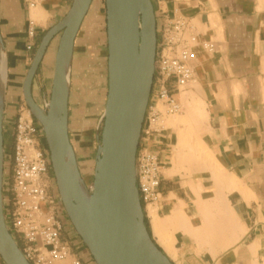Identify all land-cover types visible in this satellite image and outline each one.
Masks as SVG:
<instances>
[{
    "label": "crops",
    "instance_id": "obj_1",
    "mask_svg": "<svg viewBox=\"0 0 264 264\" xmlns=\"http://www.w3.org/2000/svg\"><path fill=\"white\" fill-rule=\"evenodd\" d=\"M152 1L157 56L162 34L175 19H184L198 42L192 45L194 79L175 93L181 111L165 116L158 133L141 134L138 153L157 151L163 163L159 200L143 205L150 234L174 264H264V0ZM72 2L41 0L29 7L28 0H0L5 150L25 105L23 82L39 43ZM39 7L47 14L43 20L33 15ZM103 7L102 0H93L71 64L69 134L81 173L83 166L94 174L105 108L99 104H106L108 94ZM30 19L38 31L32 51L27 50ZM57 44L50 43L34 79L35 99L41 74L51 92ZM60 213L63 239L84 264H96Z\"/></svg>",
    "mask_w": 264,
    "mask_h": 264
},
{
    "label": "water",
    "instance_id": "obj_2",
    "mask_svg": "<svg viewBox=\"0 0 264 264\" xmlns=\"http://www.w3.org/2000/svg\"><path fill=\"white\" fill-rule=\"evenodd\" d=\"M93 0H73L42 37L23 82V96L42 126L65 213L96 264H174L157 246L145 221L136 159L157 57L152 0H105L108 94L92 185L80 171L69 134L71 64L75 40ZM60 35L50 97L41 106L33 82L50 43ZM4 42L0 30V59ZM5 84L0 90V257L30 264L10 232L3 206Z\"/></svg>",
    "mask_w": 264,
    "mask_h": 264
},
{
    "label": "built area",
    "instance_id": "obj_3",
    "mask_svg": "<svg viewBox=\"0 0 264 264\" xmlns=\"http://www.w3.org/2000/svg\"><path fill=\"white\" fill-rule=\"evenodd\" d=\"M40 1L28 0V5L35 7ZM37 33L35 20L30 19L28 51L36 46ZM197 42V37L188 33V24L182 18L175 19L163 32L156 57L152 102L142 129L145 136L158 133L165 116L181 111L175 93L194 79L192 45ZM203 46L213 48L208 42ZM12 135V144L4 150L3 177V206L10 232L30 264H84L73 252L72 243L63 239L65 224L60 215L63 207L51 174L50 152L43 142V128L26 103L15 120ZM162 166L157 151L145 149L137 153V187L142 205L159 200Z\"/></svg>",
    "mask_w": 264,
    "mask_h": 264
},
{
    "label": "rangeland",
    "instance_id": "obj_4",
    "mask_svg": "<svg viewBox=\"0 0 264 264\" xmlns=\"http://www.w3.org/2000/svg\"><path fill=\"white\" fill-rule=\"evenodd\" d=\"M102 3H103V11H102V14H101V17H102V22H103V27H105V26H107L106 25V23H105V21H106V7H105V0H102ZM106 28V27H105ZM106 31V30H105ZM59 38H60V35H58L55 39H54V41L55 42H58L59 43ZM58 45V44H57ZM37 82H36V86H34V93H35V95H36V101L42 106V105H44L47 101H48V99H49V97H50V93H48L47 91H46V89H44V85H43V81H42V74H41V76H39L38 78H37V80H36ZM99 105H101V106H103V107H105V103L103 102V103H101V104H99ZM103 127V123H102V126H100V130H101V128ZM100 134H101V132H100ZM75 141V140H74ZM43 142L45 143V144H47V142H46V139L44 138L43 139ZM48 146V145H47ZM73 147H74V145H73ZM8 164H10V162L8 163ZM81 169H82V176H83V178H84V180H85V182L89 185V186H91L92 185V182H93V178H94V176H93V173H91V172H88L83 166L81 167ZM51 170H52V168H51ZM51 174H52V176H53V179H54V172H53V170L51 171ZM54 185H55V190H57V186H56V183H55V179H54ZM59 193V192H58ZM62 207H63V204H62ZM63 209V208H62ZM63 212H64V209H63ZM74 229V228H73ZM0 262H2L1 261V257H0ZM4 264V263H3Z\"/></svg>",
    "mask_w": 264,
    "mask_h": 264
},
{
    "label": "bare ground",
    "instance_id": "obj_5",
    "mask_svg": "<svg viewBox=\"0 0 264 264\" xmlns=\"http://www.w3.org/2000/svg\"><path fill=\"white\" fill-rule=\"evenodd\" d=\"M34 14V17L36 19H39V20H43L46 18L47 14L46 12L41 8H37L34 10L33 12ZM56 38V37H55ZM54 38V39H55ZM56 57V56H55ZM5 80H6V70H5V65H4V59H3V56H1V59H0V90L2 89V87L4 86L5 84ZM53 82V80H52ZM52 88V87H51Z\"/></svg>",
    "mask_w": 264,
    "mask_h": 264
},
{
    "label": "trees",
    "instance_id": "obj_6",
    "mask_svg": "<svg viewBox=\"0 0 264 264\" xmlns=\"http://www.w3.org/2000/svg\"><path fill=\"white\" fill-rule=\"evenodd\" d=\"M101 132H102V128H101ZM101 135V134H100ZM146 225H147V223H146ZM147 228H148V225H147ZM148 230H149V228H148ZM150 232V231H149ZM1 261H2V263H4L3 262V260L1 259ZM5 264V263H4Z\"/></svg>",
    "mask_w": 264,
    "mask_h": 264
},
{
    "label": "flooded vegetation",
    "instance_id": "obj_7",
    "mask_svg": "<svg viewBox=\"0 0 264 264\" xmlns=\"http://www.w3.org/2000/svg\"><path fill=\"white\" fill-rule=\"evenodd\" d=\"M63 209H64V207H63ZM63 209H62V210H63ZM64 213H65V210H64ZM65 216H66V218H68L67 215H66V213H65ZM68 220H69V219H68Z\"/></svg>",
    "mask_w": 264,
    "mask_h": 264
}]
</instances>
